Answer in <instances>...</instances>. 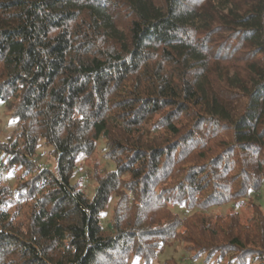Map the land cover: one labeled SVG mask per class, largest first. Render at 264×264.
<instances>
[{
    "label": "trees",
    "instance_id": "16d2710c",
    "mask_svg": "<svg viewBox=\"0 0 264 264\" xmlns=\"http://www.w3.org/2000/svg\"><path fill=\"white\" fill-rule=\"evenodd\" d=\"M0 101L16 125L0 140V264H151L174 240L264 264L257 207L245 224L170 210L264 182V0H0ZM99 140L114 167L89 197L72 180Z\"/></svg>",
    "mask_w": 264,
    "mask_h": 264
},
{
    "label": "rangeland",
    "instance_id": "374dc122",
    "mask_svg": "<svg viewBox=\"0 0 264 264\" xmlns=\"http://www.w3.org/2000/svg\"><path fill=\"white\" fill-rule=\"evenodd\" d=\"M16 130L15 122L10 119L9 111L4 104L0 101V140L7 141L14 136ZM105 141L99 140L94 154L89 157H81L77 162V172L75 173L72 182L78 183L81 189L91 197L92 189L95 186L94 174L101 175L111 169H113V163L106 159L104 156ZM37 163L40 167H46L54 169L55 160L50 154V148L47 147L42 141L39 142L36 155ZM16 176L3 175L2 181L4 184L11 187L12 192L16 188L17 180ZM15 196V192L12 194ZM116 198H112L107 205L106 209L101 215V224L107 233L110 232V223L112 219V210L115 205ZM252 206L257 207L264 215V182L262 186L256 190L251 191L247 197L239 200H232L226 204L220 206H214L207 210H188L182 206L170 207V210L181 219L198 213L204 217L225 216L228 214H236L240 222L245 224L247 219L252 215ZM28 206L21 203L19 209L9 207L10 212L18 210L19 214H24L27 211ZM194 253L189 251L186 244L177 241H169L166 246L157 254L155 260L151 264H164L165 262L173 261L175 264H228L229 259H213L207 260L204 255L197 259L192 258ZM128 264H143L140 259L130 258ZM247 264H260L256 259H249Z\"/></svg>",
    "mask_w": 264,
    "mask_h": 264
}]
</instances>
